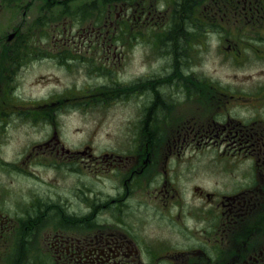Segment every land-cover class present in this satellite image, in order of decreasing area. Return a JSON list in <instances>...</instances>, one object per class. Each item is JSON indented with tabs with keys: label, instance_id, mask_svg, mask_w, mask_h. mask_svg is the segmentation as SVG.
Returning <instances> with one entry per match:
<instances>
[{
	"label": "flooded vegetation",
	"instance_id": "obj_1",
	"mask_svg": "<svg viewBox=\"0 0 264 264\" xmlns=\"http://www.w3.org/2000/svg\"><path fill=\"white\" fill-rule=\"evenodd\" d=\"M188 4H195L196 23L213 37L224 36L215 24L220 23L218 15L238 5L246 17L252 14L261 22L264 18V0L178 1L179 6ZM11 5L12 0H0V9H5L10 20ZM30 8L25 10L26 17H30ZM209 10H213L210 16ZM103 28L91 31L102 33ZM249 36L261 40L255 32ZM152 46L157 49L156 40ZM12 54L34 64L44 59L58 62L75 53L54 50L37 54L38 58L11 50L0 54L8 57L7 62L0 58V264H264V179L249 175V180H228V185L217 181L212 188L176 179L183 171V146L192 143L203 149L225 144L222 153H214V161L251 157L250 171L262 175L263 118L232 124L230 115L218 119L217 110L208 120L173 123L179 117L173 118L172 105L162 98L173 96L174 89L181 90L186 98L193 89L181 79L172 84L173 89L166 82H158L172 73L178 78L169 59L167 73L145 75L146 84L141 78L133 80L134 91L149 93L151 101L138 116L141 126L132 151L106 150L93 155L88 144L65 146L55 130L47 139L31 144L26 141L12 157L9 144L19 122L42 134L46 109L55 114L59 106L83 105L71 98L47 102L14 99L12 68L17 59L10 57ZM169 55L164 57L166 61ZM223 86L212 85L219 90ZM105 87L102 92L111 93L104 102L121 96L122 84ZM100 91L97 87L88 90L83 102L95 101ZM45 155L53 157L51 166L59 167L54 164L60 163L77 175L71 189L61 190L58 177L52 183L43 178L40 172L45 169ZM256 160L260 162L255 164ZM95 165L103 167L97 171H115L122 179L104 195L92 193Z\"/></svg>",
	"mask_w": 264,
	"mask_h": 264
},
{
	"label": "rangeland",
	"instance_id": "obj_2",
	"mask_svg": "<svg viewBox=\"0 0 264 264\" xmlns=\"http://www.w3.org/2000/svg\"><path fill=\"white\" fill-rule=\"evenodd\" d=\"M178 1L12 0L11 20L5 9H0V54L11 50L38 58L37 54L54 50L75 53L58 61L61 64L54 59L33 64L31 60H20L18 55L12 54L10 57L17 59L12 68L14 99L47 102L71 98L83 104L79 107L76 103H64L73 107L59 106L55 114L46 109L43 135L36 133L32 126H21L19 122V127L12 131L11 156L26 141L31 144L47 139L55 130L65 146L79 148L88 144L93 148V155H101L106 150L132 151L141 126L138 116L151 101L149 93L134 91L136 82L133 80L141 78L146 84L145 75L167 73L169 59L171 71H176L178 78L172 73L158 82H166L173 89L172 84L181 79L193 89L188 91L186 98L178 89L173 90L172 97L162 98L172 105L173 118L179 117L173 123L208 120L217 110L220 112L218 119L230 115L232 124L240 120L250 123L253 117L264 119V18L261 22L252 14L246 17L242 6L238 5L236 9L218 15L220 23L215 24L224 36L213 37L196 23L195 4L184 7L179 6ZM30 6V17H26L25 10ZM211 11L207 12L209 16ZM157 22L160 27H155ZM102 26V33L91 31ZM251 32L261 40L263 38L262 42L251 40ZM226 35L231 39L227 40ZM117 36L121 38L116 40ZM154 40L157 49L152 46ZM168 54L166 61L164 57ZM0 58L1 62L8 61L5 55ZM109 83L122 84L123 90L119 98L106 103L104 98L111 92L102 91ZM218 84L225 86L221 90L212 87ZM93 87L101 89V94L91 103L83 102ZM163 90L167 89L164 87ZM183 148V171L176 179L200 182L209 188L217 181L227 185L228 180L243 182L246 178L251 179L249 175L264 179V173L250 171L251 157L244 156L231 162L222 157L221 162L214 161V153H222L225 144L203 149L192 143ZM52 158L43 157L46 165L40 173L45 180L51 179V183L58 177L61 190L68 191L77 175L60 163L54 164L59 167L51 166ZM102 168L101 165L93 166V195H104L107 188L122 180L115 171L108 174L97 171Z\"/></svg>",
	"mask_w": 264,
	"mask_h": 264
},
{
	"label": "trees",
	"instance_id": "obj_3",
	"mask_svg": "<svg viewBox=\"0 0 264 264\" xmlns=\"http://www.w3.org/2000/svg\"><path fill=\"white\" fill-rule=\"evenodd\" d=\"M108 2H112V0H108Z\"/></svg>",
	"mask_w": 264,
	"mask_h": 264
}]
</instances>
